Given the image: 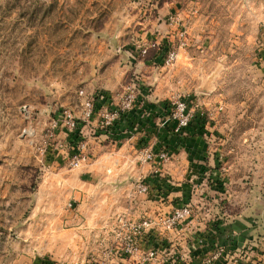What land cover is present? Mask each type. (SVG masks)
<instances>
[{
    "label": "rangeland",
    "instance_id": "rangeland-1",
    "mask_svg": "<svg viewBox=\"0 0 264 264\" xmlns=\"http://www.w3.org/2000/svg\"><path fill=\"white\" fill-rule=\"evenodd\" d=\"M105 1L0 0V264H63L50 259L61 258L63 251L54 248L50 253L43 220L33 214L34 193L46 190L48 177L61 170L68 198L77 191L76 207L84 203L85 209L98 210L102 234L109 240L98 248L69 247L74 257L80 256L78 264L103 263L116 250L113 228L117 218L127 214L126 195L135 191V182L150 184L145 195L154 196L150 202L158 201L163 214L187 203L195 213L209 205L203 195L210 191L218 196L210 200L214 209L226 201L225 208L232 211L249 203L236 191H264V67L259 66L264 0H173L180 23L174 28L164 24L162 31L152 23L107 22L115 6ZM129 1L111 0L116 5ZM142 8L140 4L134 9ZM173 50L178 57L167 64ZM134 83L141 87L138 96L162 101L161 111L143 101L138 108L136 101L133 109L146 107L135 118L123 113L116 121L120 128L115 131L114 124L110 135L106 132L112 128L99 126L106 110L89 122L75 115L85 125L88 158L72 170L66 136L55 132L51 137L47 131L56 113L49 109L46 118L43 108L52 99H74L83 88L95 98L97 92L114 90L117 98L111 107L118 106L126 87ZM179 98L186 99L200 119L194 130L177 133L174 121H168L169 105ZM145 149H166L173 157L168 163L143 162ZM194 150L198 152L192 154ZM195 159L206 167L191 182L184 166ZM53 161L59 164L50 169ZM165 164L169 170L172 164L181 166V182ZM139 168L143 170L137 175ZM226 173L242 179L211 181V176ZM160 178L165 183L159 184ZM225 188L233 194L231 199H220ZM192 192L201 197L193 199ZM150 205L133 217L156 214L151 212L156 205ZM108 228L112 230L105 231ZM159 236L163 242L142 248V253H158L148 264L189 260L188 247L183 251L175 244L178 239L171 241V232Z\"/></svg>",
    "mask_w": 264,
    "mask_h": 264
},
{
    "label": "crops",
    "instance_id": "crops-1",
    "mask_svg": "<svg viewBox=\"0 0 264 264\" xmlns=\"http://www.w3.org/2000/svg\"><path fill=\"white\" fill-rule=\"evenodd\" d=\"M107 1H105L107 6H115L113 7V11H111V17L107 19V22L124 23L127 21H135L146 24L152 23L156 25L157 31H162L164 24H167V16L170 13L178 14L179 17L181 16L180 11L177 10L178 4H176V1L173 0H159L157 4H154V2L150 0H130L129 2H125L123 5H116L117 3L111 2V0ZM140 4L143 5L142 10L135 11L134 8H139ZM193 7L192 14L196 16L197 8H195L196 6ZM166 26L174 28L169 24ZM152 31L153 29H150L146 31L145 34ZM262 34V43L260 44L263 47L260 48V54L262 56V58L260 57V60L262 62L259 66L264 67V31ZM85 90L87 91V89ZM105 92L108 96L107 98L99 97L97 99V109L94 119H96L97 116L99 117L103 112H105V110L109 109V103L112 105H114L113 103H116L115 99L117 98V95H115V91L108 89ZM98 93L99 92H97V95ZM101 93L103 94L104 91L99 94ZM142 101L146 104L149 102L151 106H155L156 110L159 107V110L161 111L162 101L155 100L154 102L153 100H149L148 98H144L142 95H139L137 99L138 104L136 105L138 108L141 105H144ZM82 103L83 99L79 95L70 100L69 98L52 99L49 100L43 108L44 114H42L44 117L49 118V115H47L49 109L52 113L57 114L61 109L67 108L73 111L77 116L78 114H83ZM145 107L146 106H143L142 108ZM130 138L131 137L128 139ZM96 139L99 140V137L97 136ZM194 152L196 153L198 151L194 150L192 154H195ZM132 156H134V154H132ZM189 163L190 164L183 166L187 169V172L190 173L188 176L191 177L190 181L192 182L194 181V178L199 177V174L197 173L200 172V168L206 167V164H203L204 162L197 159ZM56 164H59V162H50L48 167L51 169ZM129 165L130 167H139V165H133V163H130ZM167 165L168 164H165L163 167H168L169 170V166ZM173 166L174 164L170 166V170L172 172L171 175L174 179L181 182V166ZM165 168L163 169L165 170ZM73 169L78 168H72V170ZM140 170L143 169H137V175ZM52 174L53 175L48 177V179H50V185L46 188V190H39L34 193L35 201L33 214L34 216H38L39 220H43V230L47 234V247L50 249V253L52 255L54 254V248H60L63 251V256L61 258H57L58 260L54 257H51L50 259H55L63 264H78L81 261L80 256L77 255V257H74L72 253H70L69 247L84 248L88 246L98 248L100 246H106L109 241L108 235L102 234L104 233V229L100 228L98 210H95L94 207L85 209L86 206L84 203L79 204L77 205L78 207H76L74 201L78 198L80 199L79 192L75 191V194L73 193L75 195L73 199L70 200V198H68L69 194L67 193L65 182L67 179H65L62 170L56 174ZM228 174H222L219 177L211 176V181L218 178L219 182L225 181L227 183H236L242 179L241 175L231 176ZM175 175L179 177L176 178ZM207 180L209 179L207 178ZM191 186L192 185H189L188 187ZM136 193L133 191L126 195V202H129V209L127 208L128 210L126 213L132 217H138L137 215H140V212H144L145 209L148 210V207L151 206L150 204L156 205V210H151V212L156 211L159 213V210H165L159 207L160 205L158 201L150 202V199H153L154 196L145 194L137 195ZM235 193L238 194L240 199L249 200V203L246 202L245 205L240 204L237 209L228 211L224 206L225 201L219 207H216L217 209H214L210 200H214V198H218V196L215 195L214 192L210 191L209 193L203 195L206 200L208 199L206 203L209 202V205L203 208L202 206H199L198 211L194 213L193 218L189 222L171 232L172 237H169L171 241L173 239H178V243L175 244H179V248H182L183 251L186 250L187 247L189 249V260L186 261V264L201 261L205 255L209 254L213 250L215 244H224L226 246V256L223 258L221 264H264V191L260 192L258 189H249L247 192L236 191ZM196 194L197 193L192 192L193 199L201 197V195L196 196ZM220 197V199H231L233 194L225 188L224 191L220 193ZM136 198H138L139 201L135 200ZM109 229L112 230V228H108L105 231H109ZM150 237L152 236L148 235L142 239V248L148 247L153 241L160 243L163 240H160V238H154L152 241L151 239L149 240ZM111 239L114 241V235ZM96 261L98 262L99 260ZM98 264L148 263L143 260L141 254L136 256L121 257L116 255V253H110V255L105 258L103 263L99 261ZM155 264L161 263L158 261L155 262Z\"/></svg>",
    "mask_w": 264,
    "mask_h": 264
},
{
    "label": "built area",
    "instance_id": "built-area-1",
    "mask_svg": "<svg viewBox=\"0 0 264 264\" xmlns=\"http://www.w3.org/2000/svg\"><path fill=\"white\" fill-rule=\"evenodd\" d=\"M167 23L170 26H176L180 23V17L178 14L170 13L167 16ZM146 49L142 50L145 54ZM178 54L175 50L169 51L166 56V63H172ZM141 88L136 83L126 87V91L122 94V100L120 105L112 106L109 103V110H106L104 114V119L99 122V126L102 129H106V134L110 135L113 133V127L120 116L125 112H130L134 108V104L138 99V90ZM79 96L83 99V114L82 119L85 122H89L95 116L97 109V96L98 98H105V93L98 95L89 94L85 89H80ZM169 112L172 119L168 121H174L173 128L177 133L182 132L187 128L195 119V113L193 108L190 107V103L186 99L172 100L169 105ZM80 120L77 119L74 112L63 108L55 116H53L47 127L49 136H54L55 132L62 133L66 136L68 140L67 149V159L69 160V165L71 168H79L86 162L88 158L87 141L84 136L85 125L79 128ZM82 122V121H81ZM98 126V127H99ZM94 130V129H93ZM96 130H94L93 135L96 136ZM71 137L68 139V137ZM77 137V141L72 143L73 138ZM48 148L45 145L46 151ZM173 157L171 151L166 149H159L153 151L151 149H145L141 152L140 160L143 162H151L152 160H157L158 162L168 163ZM42 161V160H41ZM164 179V178H163ZM135 192L139 194H146L151 190L150 184L144 181L135 182L134 184ZM194 212L192 205L187 203L181 206H177L169 214L156 213L152 216H146L142 218H134L129 214L119 216L115 222L113 232L114 241L116 242L115 253L118 256H136L141 254L145 262L157 259V251L154 249H146L142 253L141 241L148 235H153L154 238H159V233L166 231L167 233L172 232L179 227L185 225L193 218ZM113 253L112 251L109 252ZM226 256V246L224 244H215L213 250L205 255L201 261L196 263L188 264H221L223 258ZM171 264H182L180 262L173 261ZM186 264V263H185Z\"/></svg>",
    "mask_w": 264,
    "mask_h": 264
},
{
    "label": "trees",
    "instance_id": "trees-1",
    "mask_svg": "<svg viewBox=\"0 0 264 264\" xmlns=\"http://www.w3.org/2000/svg\"><path fill=\"white\" fill-rule=\"evenodd\" d=\"M105 93V98H107L108 96L106 95V92H104ZM97 99H98V96H97ZM143 108L141 107V109H133L132 111H130L129 112V114H128V116H130L131 118H135V117H138V114L141 112V111H143L142 110ZM200 119H197V117L195 116V119H194V121L187 127L188 129H191V130H194V128L193 127H195L194 125L195 124H197V122L199 121ZM80 123V125H79V128L84 124V122H79ZM132 123H133V121H132ZM119 122H115V131H117L119 128H120V126H119ZM173 128V127H172ZM72 137V136H71ZM70 136H69V138H71ZM77 141V137H75L74 136V138H73V140H72V143H74V142H76ZM158 182V181H157ZM148 183V182H147ZM163 183H165V181H164V179H162L161 180V178H160V181H159V184H163ZM149 184V183H148ZM158 189H160V188H162V185H158V187H157ZM152 237H150L149 238V240L151 239L152 241L154 240V236L153 235H151ZM148 238V237H147ZM43 264H56L54 261H52V260H45L44 262H43Z\"/></svg>",
    "mask_w": 264,
    "mask_h": 264
}]
</instances>
